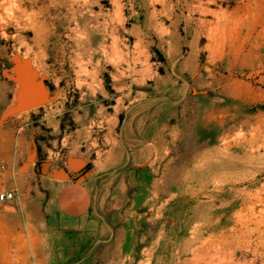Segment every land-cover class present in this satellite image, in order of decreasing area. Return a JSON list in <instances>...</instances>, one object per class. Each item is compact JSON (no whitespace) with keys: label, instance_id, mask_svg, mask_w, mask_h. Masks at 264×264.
<instances>
[{"label":"rangeland","instance_id":"obj_1","mask_svg":"<svg viewBox=\"0 0 264 264\" xmlns=\"http://www.w3.org/2000/svg\"><path fill=\"white\" fill-rule=\"evenodd\" d=\"M192 4L0 0V193L41 186L46 150L96 171L82 219L29 225L0 202V264H264L261 28L217 0L227 45L213 57L214 16ZM98 35L109 60L84 53ZM24 82L45 102L13 112Z\"/></svg>","mask_w":264,"mask_h":264},{"label":"crops","instance_id":"obj_2","mask_svg":"<svg viewBox=\"0 0 264 264\" xmlns=\"http://www.w3.org/2000/svg\"><path fill=\"white\" fill-rule=\"evenodd\" d=\"M46 154L47 159L54 162L48 165L43 174L42 185L35 186L27 178L23 179L18 189L13 190L16 193L15 200L20 204L23 220L29 225H39L52 214L73 219L87 217L95 199L96 171L75 170L67 160L63 164L56 162L60 153L46 150ZM85 157L80 154L73 166L80 167L81 159ZM120 159L121 156L114 162L119 163ZM62 176L65 178H59Z\"/></svg>","mask_w":264,"mask_h":264},{"label":"bare ground","instance_id":"obj_3","mask_svg":"<svg viewBox=\"0 0 264 264\" xmlns=\"http://www.w3.org/2000/svg\"><path fill=\"white\" fill-rule=\"evenodd\" d=\"M195 1H198V3L195 4ZM241 1L244 4L243 6L244 11L243 10L242 11L246 14V17L248 19H251V22H252L250 23L249 26H247L246 31L248 33H251L254 30V28L256 27L261 28V30L257 32L255 44L257 48L264 50V20H260L262 19L261 16L263 14V9H264L263 7H261V5H264V0H241ZM191 2L193 3L192 5H190V8L192 10H196V11H199L200 13L214 16V19H215L214 27L212 28L209 34V38H208L209 43L207 44L206 49L212 51L211 54L213 57H217L219 56V54L221 55V52H223L224 48L227 45V40H226L227 29L225 27L224 22L221 21L219 12L215 9L210 8V6H215L217 0H207L206 3H203L202 0H191ZM253 6L254 7L259 6L258 12L254 14L250 12V9ZM198 22L201 25V27H204L205 25L209 23L208 21H205L203 19H199ZM218 39H221V41ZM235 41L236 40L233 39V41L231 42L229 49L231 48L232 49L230 51L234 49L233 47L235 45L233 46V44L235 43ZM83 44H84V53L87 54L88 56L97 57V58L102 57L105 60H109L111 58V53L109 52L106 38L104 36L98 35V37L94 39L87 38L84 40ZM37 90H38L37 85H34V89L32 92L35 93L37 92ZM23 91H24V88H23ZM219 94H220L219 91L214 92V95H219ZM23 103H24L23 96H20L19 105L17 109H15L13 112L18 111L19 109H22ZM30 110H24V111H30ZM223 140L225 141V143H228V136H224ZM118 147H119L118 150L112 156L114 161L118 160L120 156H122L121 150H123V153H125V150H126L124 145L122 146V144L121 145L119 144Z\"/></svg>","mask_w":264,"mask_h":264},{"label":"water","instance_id":"obj_4","mask_svg":"<svg viewBox=\"0 0 264 264\" xmlns=\"http://www.w3.org/2000/svg\"><path fill=\"white\" fill-rule=\"evenodd\" d=\"M24 87L26 88V92L24 94V100H23V107L22 109H32L39 105H42L45 101L41 95V93H33L30 83L24 82ZM33 159V155L30 157V160ZM59 178H65V177H59Z\"/></svg>","mask_w":264,"mask_h":264},{"label":"built area","instance_id":"obj_5","mask_svg":"<svg viewBox=\"0 0 264 264\" xmlns=\"http://www.w3.org/2000/svg\"><path fill=\"white\" fill-rule=\"evenodd\" d=\"M16 199V193L14 191H4L0 193V202H11Z\"/></svg>","mask_w":264,"mask_h":264}]
</instances>
